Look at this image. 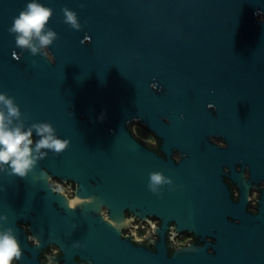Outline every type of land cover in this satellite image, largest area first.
<instances>
[{"label": "water", "instance_id": "obj_1", "mask_svg": "<svg viewBox=\"0 0 264 264\" xmlns=\"http://www.w3.org/2000/svg\"><path fill=\"white\" fill-rule=\"evenodd\" d=\"M28 2L0 0V93L14 99L25 127L48 122L69 143L23 178L0 172V230L17 237L15 264H43L37 255L48 243L64 247L62 264L74 255L91 264H244L243 244L264 228V186L260 223L229 222L235 207L220 158L264 180V0H37L52 9L51 60L43 49L32 56L17 47L8 31ZM64 7L79 30L64 22ZM135 120L164 150L186 154L175 163L151 153L129 128ZM209 134L226 148L208 143ZM152 172L172 181L159 194L148 188ZM54 177L74 181L75 196L61 197L49 185ZM125 212L156 215L159 234L169 221L175 230H215L216 253L169 256L163 235L154 250L135 245L120 235L131 222ZM21 220L38 243L28 242ZM248 260L261 264L264 244Z\"/></svg>", "mask_w": 264, "mask_h": 264}, {"label": "flooded vegetation", "instance_id": "obj_2", "mask_svg": "<svg viewBox=\"0 0 264 264\" xmlns=\"http://www.w3.org/2000/svg\"><path fill=\"white\" fill-rule=\"evenodd\" d=\"M43 51L47 57L51 60V53L44 48ZM14 61L21 59V52L15 49L11 51ZM157 90V88H156ZM208 107L214 112L215 106L208 104ZM133 136L149 150L151 153L156 154L162 159H172L175 163L182 158L186 153L179 149L170 147L168 150H164L161 147V138L152 133L149 128H146L140 121H132L129 126ZM206 141L213 144L218 149L226 148V140L218 134H209L205 137ZM220 159V167L222 170V177L224 183L229 190L230 203L235 207V211H229L226 218L229 222L237 224L242 223L243 226L250 228L257 226L260 223V217L262 212L260 211V189L264 186V180L255 182L249 178V168L245 164L236 163L234 168L223 165L222 159ZM49 185L55 189L60 190V195L63 198L71 199L75 196V182L64 181L56 177L49 181ZM242 198V206L236 205L239 199ZM60 210L64 211V208L57 204ZM102 209V207L100 208ZM126 217H131L130 213H124ZM171 221L164 225L163 231L159 234L160 226L162 222L159 217L154 214H147L144 219H136L131 217L129 226L120 228L121 237H127L135 245H141L146 249L154 250L156 245L160 241V236L163 235L165 239V245L169 256L182 255L185 257H195L203 249L206 254L215 255V242L216 237L215 230H210L209 234H199L193 229L187 226L183 229L175 230L171 227ZM18 224L23 228L24 233L27 236L28 242L36 244L38 238L33 236V230L27 221H18ZM264 244V228L261 226L255 229L254 237L251 245L243 244V250L245 252V263L249 264V256L256 247H262ZM63 246H59L55 243H48L45 247L40 248L37 255L40 263L43 264H62L63 259L60 258ZM73 263L68 264H91V262L80 259L78 255H74ZM15 264V259L11 262ZM261 264L264 261L261 260Z\"/></svg>", "mask_w": 264, "mask_h": 264}, {"label": "clouds", "instance_id": "obj_3", "mask_svg": "<svg viewBox=\"0 0 264 264\" xmlns=\"http://www.w3.org/2000/svg\"><path fill=\"white\" fill-rule=\"evenodd\" d=\"M64 22L72 29L79 30L80 24L75 12L62 8ZM52 9L37 0H30L18 16L13 18L9 33L15 34V44L28 50L32 56L57 38L56 32L47 27ZM35 63V62H33ZM22 113L12 97L0 93V172L25 177L48 152L61 154L68 146L67 139H60L48 122L32 123L25 127ZM33 132L39 139L33 146ZM47 150V151H42ZM172 181L160 172L149 174L148 188L159 194L160 188ZM7 217L0 215V221ZM21 247L12 228L0 230V264H11L13 259L20 260Z\"/></svg>", "mask_w": 264, "mask_h": 264}]
</instances>
